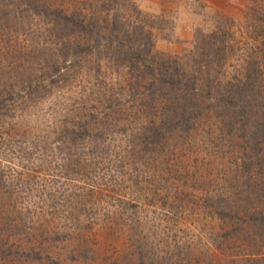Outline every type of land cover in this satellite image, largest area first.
<instances>
[{"label": "rangeland", "instance_id": "obj_1", "mask_svg": "<svg viewBox=\"0 0 264 264\" xmlns=\"http://www.w3.org/2000/svg\"><path fill=\"white\" fill-rule=\"evenodd\" d=\"M40 1L67 14L89 15L110 2ZM122 2L142 11L154 50L181 65H190L198 55L199 31L214 32L221 25L235 46L227 50L220 77L226 79L227 71L243 78L249 55L260 56L256 64L262 63V76L253 88L260 95L253 101H264V44L256 39L264 27V0ZM254 8L260 18L246 22ZM129 10L134 22L135 10ZM51 17L31 16L19 28L0 21V81L8 69L14 74V67L36 58L41 62L24 75L47 80L46 67L61 41L53 38L58 20ZM108 42L103 37L101 48ZM110 56L88 55L68 82L37 94L26 84L9 100L0 132L3 141L22 149L4 152L0 159V264H264V114L252 115L247 128L237 130L226 124L233 118L205 95L207 109L197 117L198 124L147 159V179V171H138L134 158L127 157L126 147L134 128L151 121L146 109L151 101L135 96L145 89L133 87L135 73L117 63L112 68ZM112 103L123 108L121 120L110 119L98 137L88 135L85 146L58 149L70 120L80 116L99 126ZM142 105L146 107H138ZM254 134L261 135L259 143ZM12 217L26 220V230L38 232L44 246L32 249L29 242L36 244L38 238L9 228L4 222ZM38 249L44 261L25 259L27 252L37 258Z\"/></svg>", "mask_w": 264, "mask_h": 264}, {"label": "trees", "instance_id": "obj_2", "mask_svg": "<svg viewBox=\"0 0 264 264\" xmlns=\"http://www.w3.org/2000/svg\"><path fill=\"white\" fill-rule=\"evenodd\" d=\"M122 1L110 0L107 8H101L94 15H89L84 14L83 11H73L67 14L62 9L51 8L40 0H0V21L11 22L15 28H19L20 23H23L21 21L28 20L31 16L38 15L43 18L49 16L53 19L51 17L53 15L54 19L58 20L53 23L55 24L53 30L55 37L53 38L59 41L61 39L57 48L54 49L58 53H54L51 56L54 59L48 62V66L46 65L47 80L40 82L32 79L30 73L24 75L25 69H33L32 67L35 66L36 62H41L38 58L33 61L31 59V62H26L23 66L21 64L17 65L14 67V74L8 73V69V75L1 77L0 126L7 121L10 110L9 100L12 95L16 92L20 94L26 84L30 85L31 94H37L41 89L52 90L56 85L59 86L61 82H68L73 77L74 72L81 71V66L86 64L88 55L91 59L92 56L96 58L99 53L108 57L109 54L111 55L112 68H114L113 63H117L118 66L125 67L135 73L138 81H135L136 84H133V87L136 86L137 88V85H139L144 87H142V90L145 89L141 96L138 92H135V96L144 101L146 99L151 101V103L146 104L147 107L145 105L138 106L142 109L146 107L151 112V121L138 125L129 135V138H126L127 157L134 158L131 162L132 164L135 163V168L138 171L143 174L147 171V179L151 178V176H148L151 170H145L144 166L152 157L155 158L154 152L163 150L167 140L171 142L176 134L188 133L194 125L198 124L196 122L197 117L204 114L205 109H207L206 105H202V102L207 101L205 95L209 94L208 99L214 103L213 107L216 105L218 109L221 106L220 109L224 116L227 114L230 116L228 118H233L226 119V124L234 126L237 130L247 128L250 123L249 118L252 115L264 114V101L254 102L258 98L257 95H260V90H258V93L253 91L262 76L260 68L262 63L256 64L260 56L249 55L243 78L239 77V73L228 74L227 71L226 79L221 78L219 71L224 72V62L227 53H230L227 50L229 48L230 50L234 49L235 45L228 42L227 32H223L222 26L218 24V29L214 32L204 33L199 31L198 47L200 51L192 63L190 65L187 63L178 64L171 61V58L154 50L152 31L146 28L142 11L133 6L128 8L127 4L124 5ZM129 9L135 10L136 20L134 22L129 20ZM246 18V22H255L260 18V14L256 8L250 9L246 14ZM229 21L233 22V20ZM217 22H228V19L218 20ZM100 32L103 35L97 34ZM48 33L51 34L50 31ZM228 36H230L229 32ZM103 37L109 39L108 45L104 49L101 48ZM254 38L253 36L252 39ZM256 39H262L260 42L264 44V27L257 31ZM247 44L249 46V43ZM80 59L84 64L80 65ZM94 61L96 62L98 59ZM100 68L101 65H97V71H101ZM139 81H142V83L137 84ZM33 83H36L34 84L35 87L31 85ZM41 83L44 84L41 85ZM216 92V97H213L212 94ZM218 93H221L220 96H218ZM16 101L14 98L13 102ZM209 107L211 109L210 105ZM122 113H124L123 108L118 109L112 103L105 109L104 115L102 114L101 126H97L94 121L91 122L84 120L83 117L76 116L75 121H69L70 126L67 127L66 136L61 139V145L57 146L58 149L64 151L85 146L88 135L92 134L98 137V129L102 130V127L110 122V119L112 121L121 120L120 114ZM231 113L234 114V117ZM250 125L257 128L256 123L251 122ZM260 129H262L260 134L264 136V125ZM256 130L259 131L258 128ZM260 134L253 135L256 143H259ZM262 141L264 143V137ZM21 149L20 144L12 145L3 141L0 132V159H2L1 155L4 152L16 154ZM25 221L19 222L12 217L4 223L11 229L18 228L21 234L35 235L38 238L36 244L29 240V243L33 244L32 249L34 246L37 248L39 245L43 247L44 242L40 240L38 232H28ZM0 225L2 224L0 223ZM40 228L45 232L49 231L43 226H40ZM40 228H36V230L40 231ZM40 251L42 249H38L37 258L27 252L25 259L33 263L44 261Z\"/></svg>", "mask_w": 264, "mask_h": 264}]
</instances>
